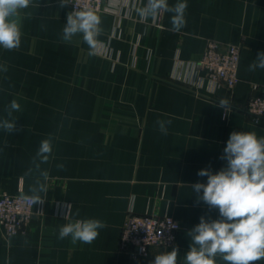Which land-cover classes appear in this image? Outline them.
Segmentation results:
<instances>
[{
  "label": "crops",
  "instance_id": "0c3cea01",
  "mask_svg": "<svg viewBox=\"0 0 264 264\" xmlns=\"http://www.w3.org/2000/svg\"><path fill=\"white\" fill-rule=\"evenodd\" d=\"M146 3L107 1L97 13L102 34L95 54L79 34L69 43L61 39L69 5L60 0H31L16 17L19 48L0 47V120L21 130L0 128V193L31 195L38 177L47 193L24 231L7 237L0 231V264H151L173 248L177 264H186L187 232L201 216L219 217L218 209L197 202L191 185L207 182L199 170L226 166L220 157L233 131L264 136V119L246 111L252 84L264 86V69L248 71L264 51V0H186V26L178 32L171 13L139 17L135 9ZM211 39L240 46L231 88L197 66ZM222 98L228 113L217 106ZM12 100L21 107L8 116ZM158 120L171 121L167 135ZM48 138L52 153L40 164L45 180L34 158ZM129 213L173 216L181 224L176 242L152 246L145 256L119 247ZM88 218L107 225L91 244L58 238L63 225ZM216 264L228 262L217 256Z\"/></svg>",
  "mask_w": 264,
  "mask_h": 264
},
{
  "label": "clouds",
  "instance_id": "9594fccd",
  "mask_svg": "<svg viewBox=\"0 0 264 264\" xmlns=\"http://www.w3.org/2000/svg\"><path fill=\"white\" fill-rule=\"evenodd\" d=\"M30 3L31 0H0V47L3 49L19 48L22 32L16 17ZM60 4L67 7L72 2L60 0ZM187 7L186 0H178L171 6L168 0H147L135 12L145 19L171 13L172 31L178 32L186 26ZM101 23V17L93 10H73L67 14L61 39L69 43L79 34L89 46L90 54H95L98 37L102 34ZM257 68L264 69V51L249 64L248 71L254 72ZM2 70L7 71V68ZM217 106L228 113L230 105L227 99H220ZM20 107L16 100H12L6 108L8 116L19 111ZM156 123L159 131L167 135V125L171 121L158 120ZM0 128L9 133L21 130L16 128L15 121L9 119L0 120ZM51 153V138L42 140L36 154L39 163L34 158V165L45 180L48 172L42 171L40 164L47 162ZM220 158L226 161L225 167L215 173L208 168L199 170L197 175L207 177V182L191 185L197 202L205 203L210 209H218L219 217L206 219L201 216L199 223L187 232L191 243L185 254L186 264H216L217 256L228 264L264 261V136L258 137L255 132L233 131ZM58 168L62 169L63 165H58ZM31 171L29 169V173ZM29 192L30 196L22 198L42 205L46 199L41 193H47V186L38 177L29 187ZM66 207L69 210L71 204ZM76 215L79 216V212ZM106 226L99 219H75L60 228L58 238L70 237L72 244H91L99 236V230ZM178 254L179 250L173 248L155 255L151 264H177Z\"/></svg>",
  "mask_w": 264,
  "mask_h": 264
},
{
  "label": "built area",
  "instance_id": "2783aa9c",
  "mask_svg": "<svg viewBox=\"0 0 264 264\" xmlns=\"http://www.w3.org/2000/svg\"><path fill=\"white\" fill-rule=\"evenodd\" d=\"M109 0H71L69 12L93 10L96 14L104 9ZM240 46L233 43H221L208 40L197 60V66L205 75L227 87H233L238 81ZM255 93L246 102V111L254 120L264 119V86L252 84ZM22 192L0 193V231L11 236L25 230L27 222L36 213V205L31 199L22 197ZM30 196V195H29ZM181 228L179 220L170 215L152 213L126 215L120 228L118 246L130 248L137 255L149 254L152 246H171L176 242Z\"/></svg>",
  "mask_w": 264,
  "mask_h": 264
}]
</instances>
